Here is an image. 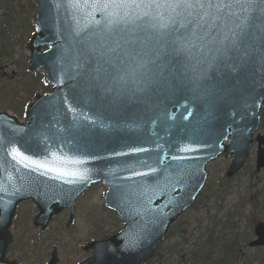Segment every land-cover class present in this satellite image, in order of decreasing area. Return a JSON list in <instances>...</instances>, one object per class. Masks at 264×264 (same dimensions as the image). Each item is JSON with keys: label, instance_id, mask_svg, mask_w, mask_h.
<instances>
[{"label": "water", "instance_id": "obj_1", "mask_svg": "<svg viewBox=\"0 0 264 264\" xmlns=\"http://www.w3.org/2000/svg\"><path fill=\"white\" fill-rule=\"evenodd\" d=\"M224 3L232 7L220 13L223 23L185 46L184 29L152 28L148 18L109 26L104 13L85 16L69 0H35L29 70L44 69L54 86L35 96L27 123L0 113V264H16L5 251L21 201L34 200L35 225L45 228L100 180L126 228L86 247L94 250L82 264H143L196 199L209 161L233 155L228 177L243 167L264 103V0H252L247 12L244 0ZM117 41L121 47L108 52ZM44 45L50 48L41 52ZM13 147L86 178L25 167L10 154ZM254 232L250 246L264 247V223ZM56 260L54 250L49 264Z\"/></svg>", "mask_w": 264, "mask_h": 264}, {"label": "rangeland", "instance_id": "obj_2", "mask_svg": "<svg viewBox=\"0 0 264 264\" xmlns=\"http://www.w3.org/2000/svg\"><path fill=\"white\" fill-rule=\"evenodd\" d=\"M34 16L33 0H0V111L20 120L34 93L50 90L43 82V71L27 70L26 46ZM256 135L264 136V105ZM256 154L254 142L244 167L232 178L225 176L230 159L222 156L208 164V177L197 201L171 226L158 254L146 264H264V248L249 247L255 223L264 222V168L256 170ZM105 192L101 184L92 185L76 200L69 227L65 210L45 231L32 224L37 213L34 204L22 203L7 256L19 264H44L57 247L58 264L87 259L90 252L83 249L87 243L124 227L117 214L106 208ZM232 242L234 255L228 246Z\"/></svg>", "mask_w": 264, "mask_h": 264}, {"label": "snow or ice", "instance_id": "obj_3", "mask_svg": "<svg viewBox=\"0 0 264 264\" xmlns=\"http://www.w3.org/2000/svg\"><path fill=\"white\" fill-rule=\"evenodd\" d=\"M69 2L72 7L80 9L85 16H91L95 12L104 13L109 26L136 20L145 21V18H148L145 22L152 28L175 31L184 29L187 34L185 46H189L193 39L202 41L209 36L212 29L217 27V21L223 23V17L220 15L222 10L232 7L230 3L225 4L224 0H216V2L214 0H69ZM236 3H240V0H236ZM251 4L252 0H244L242 11H249ZM236 27L240 28L241 33L244 31L241 25ZM232 36V43L235 44L239 39V33L233 31ZM120 47L121 44L117 41L115 47L107 51L113 52ZM100 55L103 57L105 53L101 52ZM10 154L14 159L20 158V162L25 167L32 165L48 168L50 171H62L34 160L15 147L12 148ZM62 174L79 176L81 179L86 178L78 172L62 171Z\"/></svg>", "mask_w": 264, "mask_h": 264}, {"label": "trees", "instance_id": "obj_4", "mask_svg": "<svg viewBox=\"0 0 264 264\" xmlns=\"http://www.w3.org/2000/svg\"><path fill=\"white\" fill-rule=\"evenodd\" d=\"M231 252H233V249H231Z\"/></svg>", "mask_w": 264, "mask_h": 264}]
</instances>
